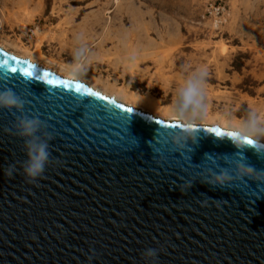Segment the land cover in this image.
<instances>
[{
    "label": "water",
    "instance_id": "water-1",
    "mask_svg": "<svg viewBox=\"0 0 264 264\" xmlns=\"http://www.w3.org/2000/svg\"><path fill=\"white\" fill-rule=\"evenodd\" d=\"M36 66L49 76L5 78L3 68L0 87L24 95L26 114L46 122L59 163L36 184L6 177L3 167L24 155L5 128L12 114L0 110V264H156L146 249L159 251L158 264H264V144L155 118ZM189 126L197 138L161 135ZM225 173V187L206 182Z\"/></svg>",
    "mask_w": 264,
    "mask_h": 264
},
{
    "label": "rangeland",
    "instance_id": "rangeland-1",
    "mask_svg": "<svg viewBox=\"0 0 264 264\" xmlns=\"http://www.w3.org/2000/svg\"><path fill=\"white\" fill-rule=\"evenodd\" d=\"M78 35L94 53L82 78L103 95L136 91L172 107L176 88L202 67L198 123L264 117V0H0L8 51L31 54L39 44L40 63L57 69L71 63Z\"/></svg>",
    "mask_w": 264,
    "mask_h": 264
},
{
    "label": "clouds",
    "instance_id": "clouds-1",
    "mask_svg": "<svg viewBox=\"0 0 264 264\" xmlns=\"http://www.w3.org/2000/svg\"><path fill=\"white\" fill-rule=\"evenodd\" d=\"M72 61L66 67L65 74L71 79L83 77L94 58V53L82 36L75 38V44L71 52ZM207 72L204 68H195L188 73L183 83L175 90V101L171 108V114L182 123H197L202 119L206 111L205 105V78ZM25 96L12 88L0 87V110H6L11 113L13 120L10 126H5L8 131L14 132L15 137L21 140L19 145L24 159L19 162H13L3 167V173L6 177L12 178L14 174H20L26 183L36 184L39 178H42L45 171L54 164L59 163L58 159L52 156L50 151V141L53 135L47 130L46 122L37 116L26 114ZM198 125V124H197ZM234 127L237 136L229 139L234 145L237 143L243 145L242 137H248L253 141V146L264 144V117L258 111H250L247 118L238 122ZM176 132L188 134L193 139L200 134L199 127H185L182 129H169L162 132L161 135L167 142L168 137ZM261 158H264V152L260 151ZM159 163V160H157ZM19 166V167H18ZM241 167L247 168L249 172H255L253 166L242 163ZM260 175L264 177V170ZM230 173L218 175L215 180L206 181L216 186H227L226 180H231ZM251 179V177H249ZM264 183V179L259 181ZM151 252L158 264V253L155 249H146Z\"/></svg>",
    "mask_w": 264,
    "mask_h": 264
},
{
    "label": "bare ground",
    "instance_id": "bare-ground-1",
    "mask_svg": "<svg viewBox=\"0 0 264 264\" xmlns=\"http://www.w3.org/2000/svg\"><path fill=\"white\" fill-rule=\"evenodd\" d=\"M0 48L16 57L27 59L31 63L41 66L42 68L48 69L54 72L55 74H58L64 78L71 79L65 74V69L69 64L67 65V64L59 63L57 69H51V68L46 67L44 64L40 63L39 56L42 55V52H41V47L39 44L36 45L35 50L31 54L27 53L28 50H26L24 54H16L14 52L8 51L2 44H0ZM72 80H78L80 82H83L94 89V86L92 85L93 83L91 84L85 81L82 77L79 79H72ZM101 94H105V92L104 93L101 92ZM112 94L111 96L113 97L114 95ZM118 95H121L123 97L122 99L125 100L124 102H126L127 104H130V106L134 108H139L140 110H143L144 112H147L149 114H153V115L157 114L160 116V118H163L164 120L180 122L183 125H186V124L197 125L198 124V125H206V126H217L225 130L235 131L234 127L230 125H235L238 123L237 121L230 122L227 119L223 118L222 116L217 117V118H211V119H208V121H204V122L200 121V123L198 122L197 123H182L179 119H176L171 114L170 110L172 107L170 105L160 106L152 98L147 97V95L146 96L141 95L140 93L136 91L131 92L130 94H127L123 90H117L114 98L118 99Z\"/></svg>",
    "mask_w": 264,
    "mask_h": 264
},
{
    "label": "snow or ice",
    "instance_id": "snow-or-ice-1",
    "mask_svg": "<svg viewBox=\"0 0 264 264\" xmlns=\"http://www.w3.org/2000/svg\"><path fill=\"white\" fill-rule=\"evenodd\" d=\"M4 59H0V69L3 68H7V73L3 74L5 78L8 77L9 73H17L23 77H31L34 78L35 80H42L45 79L46 77L49 76V73L47 71L43 72V74H41V70L33 63L29 62V61H21L18 57L16 56H10L8 55V53H4ZM15 61L14 64H10L9 61ZM48 84H62L67 86L66 81L63 79L60 80H51L49 79L47 81ZM77 91H79L82 87H84L81 83H76L75 85ZM86 91L91 92V89H86ZM95 95L99 96V93H95ZM131 109H129L128 111H130ZM219 134V133H218ZM229 136H237L238 133L236 132H229L227 133ZM243 140V142L248 143V144H252L253 141H251L250 139L246 138V137H242L241 138Z\"/></svg>",
    "mask_w": 264,
    "mask_h": 264
}]
</instances>
